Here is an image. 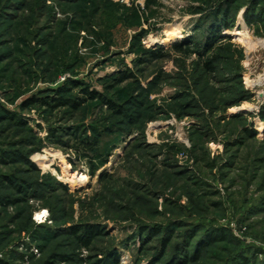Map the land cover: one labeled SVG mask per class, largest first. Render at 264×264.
<instances>
[{
    "label": "rangeland",
    "instance_id": "obj_1",
    "mask_svg": "<svg viewBox=\"0 0 264 264\" xmlns=\"http://www.w3.org/2000/svg\"><path fill=\"white\" fill-rule=\"evenodd\" d=\"M219 1L0 0L2 263L264 264V0Z\"/></svg>",
    "mask_w": 264,
    "mask_h": 264
},
{
    "label": "trees",
    "instance_id": "obj_2",
    "mask_svg": "<svg viewBox=\"0 0 264 264\" xmlns=\"http://www.w3.org/2000/svg\"><path fill=\"white\" fill-rule=\"evenodd\" d=\"M231 0H223V1H219V5L217 6L216 10H215V14H214V25H216V29H211L210 34H212L213 38H217L219 36V34L221 33L220 31L223 29H228L230 27L229 25V18L231 15ZM252 20V19H251ZM253 21V20H252ZM252 21H250L248 19V23L251 22L252 24H254ZM215 39H212L211 42H213ZM184 46L185 44H175L173 45L172 49L175 53H180V52H184ZM164 47H160L158 52L161 53L163 52ZM155 55V53H153ZM159 56V55H157ZM158 58V57H157ZM209 71H212V69L210 68V66H207ZM127 80L126 76L121 77L117 83L123 82ZM73 85L75 86L76 83H73ZM69 91L66 89H59V91H57L58 96L55 99H52V102L54 104H49L52 109H60L61 108H66V109H70L73 112L77 111L80 109V107H82V105L88 101H100L102 103H107V101H104V97H102V95H100L97 92H93V91H88L86 89H82L80 90V93H82V95L84 96L83 98H79V97H75V98H71V97H64V92ZM35 102V101H34ZM36 102L40 103L41 105H48L47 102H43L42 100H37ZM258 118L261 119V122L264 124V106L261 107L259 114H258ZM263 133H264V128H263ZM251 136H255L256 133L254 131H249L248 132ZM70 233L71 236L73 237L74 241L80 245H82L83 247H85L86 249H89L92 245V243L94 242V240L96 239L97 236L103 235L104 233L99 230L98 227L94 226H89V225H79V226H73L70 229ZM147 233V235H153L156 234L158 231L154 230H144V233ZM170 236H168L167 238H165L163 240V248H165L167 246V241L169 240ZM213 239H210L207 243H202L203 245L201 246V249L208 243H212ZM200 249V250H201ZM199 251V250H198ZM193 260H197L198 256L197 253L192 257ZM60 260L64 261L66 259V257L62 256L59 257ZM186 263V261H182V263ZM247 261L244 260L243 262H239V264H246ZM0 264H6V263H2L0 261ZM94 264H120V260L119 257L117 255L116 252H110V254H108L107 256H105L104 258H100L95 260ZM172 264H177L176 262H172Z\"/></svg>",
    "mask_w": 264,
    "mask_h": 264
},
{
    "label": "bare ground",
    "instance_id": "obj_3",
    "mask_svg": "<svg viewBox=\"0 0 264 264\" xmlns=\"http://www.w3.org/2000/svg\"><path fill=\"white\" fill-rule=\"evenodd\" d=\"M261 94V93H260ZM264 97V96H263Z\"/></svg>",
    "mask_w": 264,
    "mask_h": 264
}]
</instances>
